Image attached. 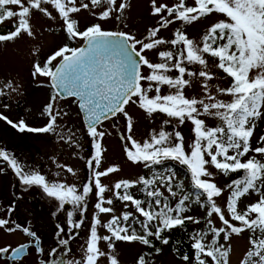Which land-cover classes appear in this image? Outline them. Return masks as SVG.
Segmentation results:
<instances>
[{
	"label": "snow or ice",
	"instance_id": "1",
	"mask_svg": "<svg viewBox=\"0 0 264 264\" xmlns=\"http://www.w3.org/2000/svg\"><path fill=\"white\" fill-rule=\"evenodd\" d=\"M129 7L128 0H79V3L78 0H0V24L15 21L13 30L0 31V42H13L22 35L35 39L31 23L34 12L51 20L59 18L69 40L79 38L84 42L82 47L65 44L42 65L38 61L33 64V77L48 78L55 89L52 102L45 107L49 118L45 126L30 127L23 119L14 123L0 113V119L20 132H53L69 143L74 133L58 124L61 112L53 111L56 98L75 97L87 120L94 154L86 163L92 175L80 187L49 179L0 148V160L7 162L26 186L25 190L39 187L58 202V210L66 211L70 234L84 224L77 216L87 212L88 198L92 195L97 198L83 259L52 260L49 264H100L101 258L107 259L108 264H120L117 242L145 246L150 251L139 254L136 264H150L153 254L162 251L156 247V241L168 245L170 237L166 233L184 228L187 222L201 223L200 219L185 215L193 204L204 209L206 225L190 234L193 264H229L231 237L246 231L250 233V248L241 264H264V135L258 137L255 145L252 143L257 123H264V0H194L193 6L187 5L186 0H175L171 6L151 0V14L158 17L157 26L149 28L143 39L103 27L109 20L123 22ZM82 10L88 11L97 22L81 29L76 16ZM215 14L226 19L208 27L200 41L179 26L171 39L160 35L161 30L170 26L190 25ZM148 52H155L157 60L149 59ZM209 59L216 61L215 67L231 78L229 86L211 83L216 76L209 70ZM197 65L198 70L190 67ZM5 89L19 93V88L10 81L0 86V104L6 109L9 105L2 100L10 93ZM189 91L193 94L188 95ZM130 101L138 102L149 116L166 117L159 130L153 129L149 139L142 143L131 135L133 118L125 110ZM119 114L127 121L128 135L121 134L120 138L130 142V146L124 145L128 161L150 170L175 161L188 170L194 192L185 191L183 181L177 180L172 168H161L151 176L135 180L121 179L111 189L102 183L101 178L119 172L120 168L113 165L100 170L104 152L101 140L106 135L100 126ZM208 119L217 123L209 125ZM187 122L192 125L194 138L186 146L177 128ZM168 125L172 126L171 130L166 129ZM65 167L75 175L72 167L57 164V168ZM236 173L242 175L226 185L216 181L217 175L227 177ZM55 175L60 177L61 173ZM161 189H166L168 195ZM108 191H112V198L106 199ZM253 196L256 199L247 203ZM171 198H177L174 204ZM218 199H224L223 206L218 204ZM114 200L124 202L125 208L129 204L134 208L118 216ZM65 205H70L71 210H66ZM14 210V204L7 209L9 218H0V228L10 224ZM102 214L110 216L106 223L101 219ZM11 223L14 226L7 228L9 232L20 229L35 237L37 251H44L35 231ZM101 228L108 234L101 235ZM64 232V227L58 226V233ZM77 235L78 232L71 238ZM101 242L111 251L102 250ZM59 244L66 248L69 239L61 238ZM28 248L26 243L12 249L10 258L20 259ZM8 251V247L0 248V254ZM56 251L52 249L53 254ZM180 258L185 264L190 260L187 254Z\"/></svg>",
	"mask_w": 264,
	"mask_h": 264
},
{
	"label": "rangeland",
	"instance_id": "2",
	"mask_svg": "<svg viewBox=\"0 0 264 264\" xmlns=\"http://www.w3.org/2000/svg\"><path fill=\"white\" fill-rule=\"evenodd\" d=\"M84 2H88V0H84ZM128 2L130 7L125 12L123 22L109 20L103 23V27L106 30L124 31L135 35L138 39H143L149 28L157 26L158 17L151 14V0H128ZM158 2L167 3L171 6L175 0H158ZM186 3L189 6H193L194 0H186ZM53 14L55 15V13ZM76 18L80 22L81 29L97 22L88 11L83 10ZM221 19L226 18L221 14L210 15L190 25L177 24L170 26L167 30H161L160 35L171 39L175 27L179 26L191 38L200 41L207 28ZM14 22V20H9L0 24V31L13 30L12 24ZM31 23L33 31L36 33L35 39L22 35L21 38L13 42H0V86L10 81L19 88V93L5 89L10 94L4 97L2 102L7 103L9 107L5 109L0 104V113L7 116L14 123H18L23 119L30 127H43L48 123L49 119L45 112V107L52 102L55 90L48 78L42 76L33 77V64L38 61L42 65L54 51L65 44H68L69 47H79L83 41L79 38L69 40L59 18L51 20L42 16L39 12H34ZM147 54L149 59L157 60L155 52H148ZM215 63L216 61L209 59V70L216 76V79L211 83L213 85L218 84L221 87L229 86L231 78L227 77L222 70L216 68ZM190 67L192 70H198L199 68L198 65ZM142 71L147 72V69L143 68ZM163 91L166 93L168 90L165 88ZM199 93L200 88L197 87L196 94L198 95ZM192 94L191 91L188 92V95ZM222 98L230 99V97ZM56 109L61 112L58 124L66 126L65 131L71 129L74 133V139L71 143L66 139H60L57 133L53 132H20L6 121L0 119V148L10 151L19 161L25 163L29 168L45 174L49 179H60L63 182L74 183L77 187H80L92 175L87 168L86 161L94 154L93 143L87 134V126L75 97H57L53 103L54 113ZM125 110L133 118L131 135L133 139L141 143L149 139L153 129L159 130L162 121L166 118L163 115H147L139 107L138 102L134 104L130 101L129 105L125 106ZM65 112L67 113L66 116L63 115ZM173 123L175 124L176 122L173 121ZM207 123L215 125L217 121L208 119ZM165 127L167 130H171L172 126L168 125ZM191 128L190 122L177 128V130L182 132L186 146L194 138ZM100 130L106 133L101 140L104 152L100 170H105L113 165H118L120 168L119 172L111 173L107 177L101 178L102 183L107 185L109 189L121 179L135 180L141 176H151L153 171H159L161 168H172L176 172L177 180L183 181L185 191H190V188H188L190 183L188 170L185 172L183 170L184 166L175 161L166 162L164 166H156L152 170L145 168L142 164H134L128 161L124 145L128 143L130 146V142L120 138L121 134L128 135L127 121L122 114L104 121L100 126ZM57 131L59 132L60 129ZM260 135H264V123L258 122L252 140L254 145ZM57 164L72 167L75 175L68 173L66 167L64 169L57 168ZM58 171L61 173L60 177L55 175ZM236 177L235 174L227 177L217 175L216 181L220 185H226L231 180L237 179ZM25 188L26 186L22 185L7 162L0 160V218H9L7 209L13 204L15 205V210L10 216V224L0 228V248H9L6 256L0 254V264H49L52 260L61 262L66 259L82 260L90 235V226L93 222L94 205L97 202V198L94 195L90 196L88 198L87 212L82 216H77V219L84 220V224L81 228L73 230L72 234L78 232L79 235L72 239V234L68 232L66 211L58 210V202L48 197L39 187L33 186L27 190ZM161 190L165 192V195H168L166 189ZM137 195L142 198V194L138 190ZM225 196H227V193H225ZM105 197L106 199L112 198V191L106 192ZM171 199L174 204L177 198ZM255 199L256 196H253L247 203H251ZM224 203V199H218V204L223 206ZM114 208L115 214L119 216L124 211L131 210L134 206L129 204V207L125 208L124 202L114 200ZM65 209L71 210V206L65 205ZM185 215H192L200 219L201 223L188 222L186 228H176L170 233H166L170 237L168 245H162L159 241H156V247L161 248L162 251L160 254H153L150 264H153V262L154 264H185L174 249L175 238L178 235H186L190 228L199 227L203 229L206 227L204 223L205 211L199 206L193 204ZM101 219L106 223L110 216L102 214ZM11 222L19 223L35 231L40 239V247L44 251H37L35 237H29L20 229L9 232L7 228L14 226ZM215 223L220 226L218 219H215ZM58 226L64 227L65 232L58 233ZM99 231L101 235L108 234L106 229L101 228ZM249 236L250 233L246 231L239 236L233 235L231 237L229 264H241L245 253L250 248ZM61 238L69 239V245L66 248L59 244ZM28 242L29 251L26 255L15 261L8 257V253L14 247ZM101 248L104 251H111L104 242H101ZM52 249L57 250L55 254L52 253ZM116 251L119 253L120 264H136L138 255L150 250L139 243L117 242ZM100 264H108L107 259L101 258ZM188 264H193L191 258Z\"/></svg>",
	"mask_w": 264,
	"mask_h": 264
},
{
	"label": "trees",
	"instance_id": "3",
	"mask_svg": "<svg viewBox=\"0 0 264 264\" xmlns=\"http://www.w3.org/2000/svg\"><path fill=\"white\" fill-rule=\"evenodd\" d=\"M185 172L187 171L186 167H184L183 169ZM238 178L242 175V173H236L235 174ZM189 176V175H188ZM188 188H190V191L194 192L195 190L191 188V182L188 184ZM188 226V222L186 223V226L184 228H186ZM200 228L197 227V228H190L188 229V232L186 235H178L176 238H175V242L173 244L174 246V249L176 250L178 256L181 257L182 254H187L189 255V257L191 258V256H193V249L191 248L190 246V234L193 232V231H196V230H199ZM177 249H179V251H177Z\"/></svg>",
	"mask_w": 264,
	"mask_h": 264
},
{
	"label": "water",
	"instance_id": "4",
	"mask_svg": "<svg viewBox=\"0 0 264 264\" xmlns=\"http://www.w3.org/2000/svg\"><path fill=\"white\" fill-rule=\"evenodd\" d=\"M110 31H115V30H110ZM82 46H84V42H83V44L80 46V47H82ZM66 98V97H65ZM81 110V109H80ZM82 111V110H81ZM82 115H83V119H84V122H85V124L87 125V120H86V117H85V114L83 113V111H82ZM24 244H26V243H24ZM27 244H29V243H27ZM21 245V244H20ZM20 245H18V246H20ZM17 246V247H18ZM16 248V247H15ZM28 253V249H26L25 250V253H24V255H26ZM11 254H12V251L10 252V254H9V258L11 257ZM3 256H6L7 255V253H3L2 254ZM23 255V256H24ZM22 256V257H23Z\"/></svg>",
	"mask_w": 264,
	"mask_h": 264
}]
</instances>
